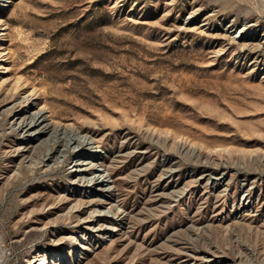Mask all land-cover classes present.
I'll use <instances>...</instances> for the list:
<instances>
[{
  "label": "rangeland",
  "instance_id": "rangeland-1",
  "mask_svg": "<svg viewBox=\"0 0 264 264\" xmlns=\"http://www.w3.org/2000/svg\"><path fill=\"white\" fill-rule=\"evenodd\" d=\"M2 3L0 264H264V0ZM69 134L101 150L109 197ZM96 208L118 230L77 260Z\"/></svg>",
  "mask_w": 264,
  "mask_h": 264
},
{
  "label": "bare ground",
  "instance_id": "bare-ground-1",
  "mask_svg": "<svg viewBox=\"0 0 264 264\" xmlns=\"http://www.w3.org/2000/svg\"><path fill=\"white\" fill-rule=\"evenodd\" d=\"M2 1L4 2L2 3L3 6H7L10 2V0ZM49 126L50 124L44 110L29 112L18 124L19 130L26 133L29 140L31 139L32 141L47 136L49 133ZM62 133L64 134V131ZM68 146L74 150H78L82 146L89 148L88 153L80 155L72 161L71 169L78 177L85 181L86 186H92L90 191L92 196L102 198L109 197L113 189L105 169L100 164V160L103 158L102 152L99 148L95 147L93 140L87 135L69 134ZM88 171L91 172L90 175L86 174ZM248 205L249 197L248 194L244 193L240 199V206H244L247 209ZM114 221H116V219H112L109 210L100 208H96L93 214L81 220L82 225L79 234L74 239V250L77 254V260L82 258V256L90 250L89 248L91 245L97 247L100 243L115 235L118 229L116 227L117 224L114 225L112 223ZM61 259L62 254H57L56 260L60 262ZM205 261L208 264L220 263L218 257L212 254L206 256ZM37 264H44V262H38Z\"/></svg>",
  "mask_w": 264,
  "mask_h": 264
}]
</instances>
